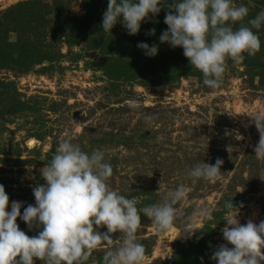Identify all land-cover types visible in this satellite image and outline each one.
Listing matches in <instances>:
<instances>
[{
  "label": "rangeland",
  "instance_id": "rangeland-1",
  "mask_svg": "<svg viewBox=\"0 0 264 264\" xmlns=\"http://www.w3.org/2000/svg\"><path fill=\"white\" fill-rule=\"evenodd\" d=\"M99 2H90L87 21L91 26L107 9ZM233 4L249 9L244 20L233 27L246 26L264 10V0H233ZM85 7L84 0H0V23L7 26L9 21H21L19 30L34 38L37 31L28 15L43 14L50 23L45 26L50 35L74 31L82 39L84 25L70 23L66 17L64 24L57 20L67 14L76 17ZM116 25L114 34L127 33L122 24ZM252 30L258 35L260 50L253 56L245 54L239 63L227 59L222 83L215 90L195 77L184 60L181 71H176L178 79L170 82L164 74L162 79L152 75L118 79L110 73L104 45L84 40L73 47L60 42L55 49L47 48L45 52L55 59L35 62L26 72L3 62L0 109L17 107L15 115L3 113L0 117V185L9 196V208L12 201L22 202L21 212L34 205L32 189L45 183L40 169L50 162L58 141L70 135L83 151L105 153L112 168L109 187L134 199L138 210L162 202L177 186L185 187L186 196L174 206L178 215L169 230L158 231L141 213L137 236L145 249L143 264H172L192 243L198 244L199 238L193 240L197 234L201 238L209 235L215 250L221 244L233 247L222 236L227 219L237 215L242 225L248 220L257 224L264 220V158L254 155L259 133L249 117L264 112V83L256 69V62L264 60V24ZM10 40H16L13 33ZM49 41L48 35L44 42L49 45ZM131 48L129 45L127 54L136 56L137 49ZM118 59L114 61H129ZM132 100L137 103L135 109L129 107ZM217 158L223 161L218 180L187 175L195 164H214ZM230 201L234 209L225 207ZM202 208L211 210L207 219L199 215ZM16 223L29 237L39 231L35 227L29 230L19 217ZM185 231L191 236H185ZM110 235L113 247L122 240L119 233ZM108 247L104 244L94 250L87 264H102ZM34 264L43 261L35 259Z\"/></svg>",
  "mask_w": 264,
  "mask_h": 264
},
{
  "label": "clouds",
  "instance_id": "clouds-1",
  "mask_svg": "<svg viewBox=\"0 0 264 264\" xmlns=\"http://www.w3.org/2000/svg\"><path fill=\"white\" fill-rule=\"evenodd\" d=\"M165 0H108L102 14L101 29L110 32L120 23L128 35H136L142 22L162 10ZM171 11L165 13L167 29L159 36L160 42L172 48L180 47L191 67L199 70L203 84L215 90L222 83L225 62L239 63L260 50V40L253 32L264 24V10L240 24L248 15V7L236 6L233 0H171ZM150 29L147 35L154 34ZM137 48L147 57H154L158 48L138 42ZM130 108H137L135 100ZM259 133L254 155L264 158V112L250 115ZM222 159L214 164L197 163L189 169L190 178L215 181L220 178ZM111 164L100 149L85 152L68 135L58 141L50 162L40 169L45 181L32 189L35 203L21 212L22 202L12 201L0 185V264H87L94 250L107 244L102 264H143L145 249L139 242L137 230L141 213L152 220L158 231L169 230L178 215L174 207L186 196L183 185L168 192L160 203L138 210L136 201L109 187ZM226 208L234 209L231 201ZM210 209L202 208L199 215L207 219ZM31 230L29 237L20 230L17 218ZM101 227L105 232L99 231ZM112 233L122 240L112 246ZM192 233L185 231V236ZM225 241L212 254L216 264H261L264 262V220L258 224L248 220L240 224L237 215L226 220L222 229ZM19 257V259H17Z\"/></svg>",
  "mask_w": 264,
  "mask_h": 264
},
{
  "label": "trees",
  "instance_id": "trees-1",
  "mask_svg": "<svg viewBox=\"0 0 264 264\" xmlns=\"http://www.w3.org/2000/svg\"><path fill=\"white\" fill-rule=\"evenodd\" d=\"M84 1L86 4H88V7H85L86 11L80 12L76 17L73 18L70 17V14H67L64 17L59 16L57 20L62 21L61 23L64 24L63 18L66 17L67 20H70V23L74 22L84 25L86 31H82V33H84V38L82 39H77L79 34L75 35L74 31L70 35H50L49 31H47V28H45V26L50 23L45 22V16L43 14H34L33 16L27 14L32 20H30L31 26H34L33 29H36L35 31H37L36 34H34V38L33 35L32 38L28 36V32H21L19 30L21 21H9L7 26L5 23H0V67H3V62L6 61L5 64H8L13 69L26 72L30 70L31 65L35 62L38 64H42L45 62L50 63L53 59H55V56L53 54L45 52L47 48V50H50L52 48L55 49V45L60 42H63V44L66 46L73 47L84 40L86 42H89L90 44L98 43L97 45L99 46L104 45L102 47V50L105 57L110 59V73H115L118 79L123 78L126 81H131L134 78L140 77H143L142 79H144L147 75H152L155 79H162V75L164 74V77L168 80V82H170L171 78L174 80L178 79V77L176 78V76L178 75L176 71H181L180 66L183 65V62H185L186 68L192 70V74L203 81L201 72L194 67H191L187 58L183 55L182 48H172L168 43H162L159 40V36L161 35L162 31L167 29V25L163 21L165 13L172 10L170 9V7H168V5L171 3V0H165V4L162 6V10L155 16L149 14V18L141 23L140 30L136 34V36L128 35L126 32L120 35L114 34L117 25L113 27V30L111 29V33L104 32L100 27L102 21L101 17L96 18V20L93 21V25L91 26L88 22L90 21V19H87L88 16L91 15L89 14V7H91L90 2L92 1L93 4L94 1L97 2V0ZM102 2L107 6L108 0H100L99 3L102 4ZM57 14L61 15L59 11L57 12ZM36 24L38 26L37 28H35ZM245 24L247 26V23ZM236 27H239V25H236L234 28ZM82 29V26H80L79 33ZM150 29L155 30L154 34L147 35L146 33H148ZM125 31L127 30L125 29ZM11 33L16 36L15 41L10 40ZM48 35L50 36L49 42H51L49 45L45 44L44 42L46 41ZM138 42L147 43L149 44V46L155 44L158 48L157 54L154 57L145 56L143 54V51L137 48L136 45ZM42 43L45 44V47L40 46V44ZM129 45L130 48L132 45L131 50H134L135 48L137 49L136 56L127 54L128 51L126 49H128ZM105 51H107V53L109 54H105ZM119 57L120 59L128 58L129 61L127 63L124 61H114ZM176 60H180L181 62L178 64ZM182 60L184 61L182 62ZM256 67V69L259 70L258 74L259 76H261L262 82L264 83V60H259L258 62H256ZM16 109L17 107L15 106H8V109L6 110L1 107L0 117H2L3 113L15 115ZM207 226L209 227V225ZM208 227H206L207 229L203 232H206L208 230ZM200 235L201 234H197L193 239L196 240L197 238H199L200 240L198 244L192 243L189 246V249L183 251L182 256H176V259L172 264H216V262L211 259L215 249L211 246L209 235L206 237L207 234H205L203 238H201Z\"/></svg>",
  "mask_w": 264,
  "mask_h": 264
}]
</instances>
